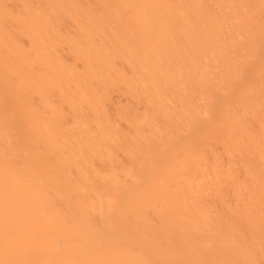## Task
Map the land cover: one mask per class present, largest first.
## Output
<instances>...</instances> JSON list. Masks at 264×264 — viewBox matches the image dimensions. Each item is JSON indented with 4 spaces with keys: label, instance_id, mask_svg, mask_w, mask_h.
Returning <instances> with one entry per match:
<instances>
[{
    "label": "bare ground",
    "instance_id": "1",
    "mask_svg": "<svg viewBox=\"0 0 264 264\" xmlns=\"http://www.w3.org/2000/svg\"><path fill=\"white\" fill-rule=\"evenodd\" d=\"M0 264H264V0H0Z\"/></svg>",
    "mask_w": 264,
    "mask_h": 264
}]
</instances>
